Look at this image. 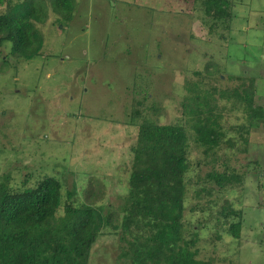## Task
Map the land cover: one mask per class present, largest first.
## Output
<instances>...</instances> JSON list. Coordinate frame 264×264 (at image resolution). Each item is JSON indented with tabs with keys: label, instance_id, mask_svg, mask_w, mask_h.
I'll list each match as a JSON object with an SVG mask.
<instances>
[{
	"label": "rangeland",
	"instance_id": "1",
	"mask_svg": "<svg viewBox=\"0 0 264 264\" xmlns=\"http://www.w3.org/2000/svg\"><path fill=\"white\" fill-rule=\"evenodd\" d=\"M28 1L0 0V15ZM34 1L45 12L33 21L39 55L17 58L11 42L0 45V184L25 190L57 177L65 201L75 188L68 202L110 216L89 264L132 263L139 248L121 225L138 124H181L190 137L187 251L264 264V0H230L223 20L207 16L205 0H73L70 14L56 0ZM252 82L259 98L249 109ZM197 95L222 116L214 151L196 141L188 111ZM225 172L234 178L222 189L210 175Z\"/></svg>",
	"mask_w": 264,
	"mask_h": 264
},
{
	"label": "trees",
	"instance_id": "2",
	"mask_svg": "<svg viewBox=\"0 0 264 264\" xmlns=\"http://www.w3.org/2000/svg\"><path fill=\"white\" fill-rule=\"evenodd\" d=\"M229 2L205 0V13L218 20L232 17ZM54 5L67 14L74 9L73 0H56ZM43 9L31 0L25 8L0 15V45L11 42L12 55L17 58L39 55L43 37L33 21L43 22ZM253 85L244 88L249 109L255 96ZM194 100L197 108L190 107L188 113L193 116L196 141L205 151H214L223 136L222 116L214 113L207 95ZM138 126L121 230L139 251L136 261L127 264H215L186 249L184 215L190 169L186 128L162 125L151 118H144ZM230 176L234 178L226 172L210 175L222 189L232 183ZM66 194L67 201L62 182L54 176H45L25 190L14 189L9 182L0 184V264H89L91 250L111 219L102 207L68 202L75 197V188ZM61 208L63 215H59ZM241 226L240 221L231 226L237 238Z\"/></svg>",
	"mask_w": 264,
	"mask_h": 264
},
{
	"label": "crops",
	"instance_id": "3",
	"mask_svg": "<svg viewBox=\"0 0 264 264\" xmlns=\"http://www.w3.org/2000/svg\"><path fill=\"white\" fill-rule=\"evenodd\" d=\"M256 93H257V92H256ZM256 93H255V96H254V98H255V99H258L259 97L257 96V94H256ZM258 125H259V124H258ZM251 127H253V124H251V125L248 127V129H247V130H248V132L250 131V128H251Z\"/></svg>",
	"mask_w": 264,
	"mask_h": 264
}]
</instances>
